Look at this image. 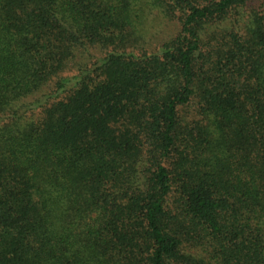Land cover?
Here are the masks:
<instances>
[{
  "label": "trees",
  "instance_id": "trees-1",
  "mask_svg": "<svg viewBox=\"0 0 264 264\" xmlns=\"http://www.w3.org/2000/svg\"><path fill=\"white\" fill-rule=\"evenodd\" d=\"M0 264H264V0H0Z\"/></svg>",
  "mask_w": 264,
  "mask_h": 264
}]
</instances>
